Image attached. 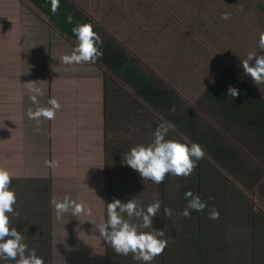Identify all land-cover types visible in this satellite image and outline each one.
<instances>
[{"label":"rangeland","instance_id":"374dc122","mask_svg":"<svg viewBox=\"0 0 264 264\" xmlns=\"http://www.w3.org/2000/svg\"><path fill=\"white\" fill-rule=\"evenodd\" d=\"M70 1L104 38L124 48L141 69L155 73L165 83L185 88L195 81L198 87L205 76L211 78L228 67L262 92L244 74L242 61L249 53L264 55L258 46L259 34L264 32V12L260 9L264 0ZM225 12L230 13L227 20L221 19ZM44 23L27 1L0 0V134L4 130L2 133L8 139L3 140L0 135V168L18 179L48 176L49 170L56 169L58 178L67 179L60 186L68 188V192L72 189L93 193L90 196L97 197L93 201L96 210L92 212L99 214L67 216L61 223L67 222L68 232L74 223L85 219L93 234L99 235L106 198L101 94L102 79L108 72L95 63L65 64L63 56L70 55L76 46L55 27ZM106 83L126 90L115 77L107 78ZM25 85H33L43 93L38 108H51L50 99L59 103L53 119L41 118L37 122L29 118L28 107L18 105ZM120 117L118 112L109 119L115 122ZM117 131L121 133L120 128ZM26 138L34 143L33 151L23 148ZM136 146L133 143L130 148ZM52 150L60 155L59 158L54 155V163L49 160ZM119 152H114L113 165L120 178L125 166L122 158L127 153ZM56 190L60 196L61 189ZM133 196L125 195L124 203ZM147 206L141 207L146 210ZM124 219L134 225L142 223L141 219L128 218L126 214ZM164 252L167 254V247Z\"/></svg>","mask_w":264,"mask_h":264},{"label":"crops","instance_id":"0c3cea01","mask_svg":"<svg viewBox=\"0 0 264 264\" xmlns=\"http://www.w3.org/2000/svg\"><path fill=\"white\" fill-rule=\"evenodd\" d=\"M199 102L194 101L195 113L204 119L207 126L196 131H212L211 134L221 142L212 139L213 144L204 149L197 134L191 138L189 146L192 143L199 144L205 156L197 162L198 166L193 173L187 176L186 184L183 185L187 190H179L182 186L177 181L170 182L166 188L168 208L172 209V215L164 216L161 207L162 211L159 216L153 218L151 228L143 229L152 233L162 230L165 236L158 238L168 240L167 254L163 251L151 264H194L201 255V246L204 245L206 250L202 251V257L207 259V264H252L249 253L253 244H256V253L260 259L257 264H264V137L260 138L257 144L255 141L251 152L242 151L240 158L243 160L236 161L226 156L215 157L218 152L226 154L225 145L231 141L237 142L238 134L244 133V127L237 125L231 131L236 134L226 132V136H222L223 128L212 124L205 102ZM230 113L234 114L235 111ZM218 118L222 120L221 117ZM26 130L29 131V128ZM2 132L4 130L0 135L6 140L7 134ZM28 141L26 138L22 146L25 150L28 148L33 151L31 148L34 143ZM225 141L229 142L224 143ZM52 152L49 160L54 163V155L57 158L60 155L54 150ZM47 174L48 176L21 179L12 177L10 185V190L16 194L17 202L13 206L14 212L8 214L9 227H14L21 233L29 251L35 250L36 255L43 258L44 264H143L142 261L133 259L132 254L123 255L124 258L115 259V262L114 259L107 262L106 241L100 234H93L85 219L74 223L71 230L68 228V233L67 222H61L65 221L67 216H72L71 211L62 214L58 219L52 204L53 199L63 201L67 197L68 188L60 186L62 181L67 179L58 178L56 169L49 170ZM57 188L61 189L60 196L57 194ZM188 191L207 202L203 212L190 210V218L181 215L188 203L185 199V193ZM92 194L78 191L76 195L69 197L76 198L77 203H82L85 208L90 204L92 209H95L94 202L88 204L83 200ZM213 208L219 211V219L209 218V212ZM93 214L99 213L91 212L90 217ZM101 214L99 224L105 223V212ZM87 230H90V235H87ZM178 236L180 238L177 242ZM115 254L113 250V257ZM200 258L198 264L203 263ZM71 259H74L75 263ZM0 264L16 262L0 259Z\"/></svg>","mask_w":264,"mask_h":264},{"label":"trees","instance_id":"16d2710c","mask_svg":"<svg viewBox=\"0 0 264 264\" xmlns=\"http://www.w3.org/2000/svg\"><path fill=\"white\" fill-rule=\"evenodd\" d=\"M25 1L28 2L34 11H37V14L44 19L45 23L55 27L61 36H64L67 41H70L75 46H77L78 42L72 29L78 24H91L93 31L99 35L102 41V43L97 44L102 56L94 63L108 72V75L103 77L102 88V111L104 114L102 122L105 143L103 144L105 156L104 190L106 194V198H104L105 222L107 219V204L115 199H119L124 203L125 195L133 194L132 199L137 203H141V206L150 205L158 198L161 201L163 210L168 207V189L166 188L171 184L170 182L177 181L182 186L179 190H187L183 186L186 184L187 177L168 174L162 183L155 184L150 180H143L139 173L127 166L126 163L123 167L124 171L120 172L122 176L119 178L117 176L119 173L115 172L113 158L116 155L114 152L120 151L118 154L128 153L131 149L130 145L133 143L143 146L150 145L154 140L153 133L156 128L165 122H170L173 125L169 129L166 139L189 145L191 138L197 134L204 145V149L206 146H211L213 140L221 142V140L216 139L211 134L212 131H196L198 129L202 130L207 124L201 116L195 113V100L196 103L200 101L199 104L205 102L212 124L220 125L223 128V130L221 129L222 136H226V132L236 134L231 131L237 125L244 127V133L238 134L237 142L231 141L230 144L225 145L226 154L218 152L214 155L215 157L223 158L226 156V158L236 161L243 160L240 158L242 151L248 150L251 152L255 141L257 144L260 138L264 137L263 83L259 84L262 92H257L249 81L243 80L240 74L226 67L219 70V73H216L212 78L204 79V82L198 87L197 85L199 84L196 85L195 81H190L187 87L179 88L177 85L165 83V80L158 77L155 73H146L141 69V66L137 65L132 55H129L124 48L114 43V41L104 38L90 19L78 10L70 0H59V9L55 14L51 11L50 0ZM260 9L264 12V6H260ZM69 18H71V23H69ZM106 77L119 79L124 84L122 86L126 87V90L122 91L121 88H115L112 85L109 87L108 83H106ZM229 86L239 91L237 97L233 98L228 95L227 89ZM34 87L33 85H25V93L19 98V105L26 106L33 112L39 107L42 96L30 90L36 88ZM33 96H36L37 102L35 103L32 100ZM231 101L234 103L232 104ZM143 107L148 111L142 110ZM173 108H175V112L172 111ZM230 111H235V113L231 114ZM118 112L121 115L120 119H114L115 122L110 120ZM134 112H136L135 117H133ZM150 112L155 119H153ZM218 117H221L222 120ZM106 119H109L110 122L108 123ZM116 124L119 126H115ZM114 126L116 132L113 131ZM118 128H120L122 134L117 131ZM116 133L119 134L116 135ZM176 135H178L177 140H175ZM227 142L229 141L224 143ZM123 186L125 188L121 190ZM71 190H69L67 197L77 202L76 198L69 197L77 193ZM117 193L118 195H116ZM83 200L89 204L93 203L94 199L88 195ZM85 209L86 211L91 209V212L93 210L90 204ZM161 211L158 212V216ZM106 246L108 252L107 262L110 259L111 262L113 259L114 262L115 259L118 260L119 257H113V249L107 242ZM204 250H206L205 245L204 247L201 246V258L199 257L201 262L203 260L201 264H207V259L202 257V251ZM249 256L252 264L259 263L260 259L256 253V244L252 245ZM199 258L195 260L194 264H198Z\"/></svg>","mask_w":264,"mask_h":264},{"label":"clouds","instance_id":"9594fccd","mask_svg":"<svg viewBox=\"0 0 264 264\" xmlns=\"http://www.w3.org/2000/svg\"><path fill=\"white\" fill-rule=\"evenodd\" d=\"M50 2L51 11L55 14L59 9V0H50ZM229 18L230 13L227 12L221 17L224 20ZM69 23H71V18H69ZM72 32L78 43L70 55L63 56L62 59L65 64L94 63L102 56L97 47V44L102 43V41L99 35L93 31L91 24H78L73 27ZM258 46L264 50V32L259 34ZM253 59L254 64L250 66ZM242 68L244 74L250 76L256 85L264 83V55L249 53L247 58L242 61ZM30 90L37 95L43 94L39 89ZM227 93L233 98L239 95V91L232 86H229ZM32 100L34 103L37 102L36 96H33ZM48 103L52 106L51 108H38L35 112L29 109V118L36 120L41 117L48 120L53 119L54 110H58L60 105L55 99H50ZM172 111L175 112V108ZM101 124L103 125V122ZM172 127L170 122L160 124L153 133L154 140L150 145H138L131 148L126 154L124 158L126 165L137 171L143 180L160 184L168 174L180 177L190 176L198 166L197 162L204 158V150L199 144L192 143L189 146L166 139L168 131ZM11 183L12 177L9 172L0 168V259L13 260L16 264H44L43 258L37 256L35 250H28L21 233L16 228L10 229L9 227L10 217L8 214L14 212L13 206L17 202L15 192L10 190ZM185 199L188 203L181 215L186 218H190V210L203 212L207 207V202L191 191L185 193ZM52 204L58 219L62 214L69 211L73 216L86 212L82 203H77L68 197H65L63 201L53 199ZM160 209L161 201L158 198L148 205L146 210L134 199H130L127 203L115 199L107 204V219L105 223L100 225L99 234L117 255L132 254L133 259L142 261L143 264H151L157 256L163 254L168 240L158 238L165 236V232L162 230H156L155 233H152L143 231V229L151 228L153 218L157 216ZM163 213L164 216L170 217L172 209L165 207ZM87 214H91V209H87ZM124 214L128 218L141 219L142 223L138 226L131 224L124 219ZM209 218L219 219V211L213 208L209 212Z\"/></svg>","mask_w":264,"mask_h":264}]
</instances>
